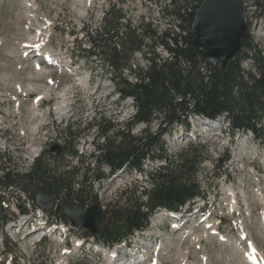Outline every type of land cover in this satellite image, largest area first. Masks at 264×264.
I'll list each match as a JSON object with an SVG mask.
<instances>
[{
    "label": "rangeland",
    "instance_id": "1",
    "mask_svg": "<svg viewBox=\"0 0 264 264\" xmlns=\"http://www.w3.org/2000/svg\"><path fill=\"white\" fill-rule=\"evenodd\" d=\"M243 1L246 4L247 33L264 51L263 21H259L256 10V2L263 0ZM168 2L0 0V154H3L0 164L11 165L8 169L14 168L13 173L19 178L30 169L32 158L27 153L41 154L44 151L41 160L53 171L52 174L70 170L68 177L74 180V190L83 188L84 203L81 207L96 200L110 213L123 203L124 200L118 198L123 190H126L127 197L140 198L139 191L143 186L146 189L148 183L144 177L139 178L127 169L110 175L107 168L101 165L100 172L104 176L101 182L91 171L83 187L80 184L77 170L81 169L82 172L87 165L90 168L97 165L89 156L94 142L88 148L84 146L83 153H80L84 141L86 145L96 135L95 124L104 118L117 130L125 125L132 114L129 101L126 98L118 99L114 92L111 77L115 71L102 50L92 53L93 45L86 32L95 38L94 44L103 49L112 44L113 40L106 35H110L113 29L122 33L137 27L141 21L152 22L159 29L170 25L173 27L176 22L164 10ZM112 7L121 10V19L119 25L108 28V34L105 17L112 18L115 14ZM106 12L108 14L103 16ZM34 36L38 37V42H42L41 50L30 52L25 47L29 45L25 41ZM43 51L59 58L57 67L42 64ZM143 51L148 52V48ZM155 52L162 59L168 58L160 47ZM126 58L122 57L117 64H123ZM128 60L133 70L147 65L146 58L138 52ZM34 63L39 65L40 70L35 68ZM242 64L245 68L250 66L248 61ZM124 75L126 79L134 80L131 72L125 70ZM82 81L85 82L81 84ZM16 85L23 88L25 95L16 90ZM27 89H31L29 91L32 93L29 94ZM62 93L68 97L67 104L65 109L55 112ZM38 96H43L39 108L46 115H33L30 112ZM129 129L138 136L142 128L133 125ZM22 130L25 136L21 134ZM163 141L173 154L191 142L205 147L196 181L206 199H197L195 207L207 204L209 209L205 221H201L202 214L194 221L183 222L181 219L182 227L176 230L170 225L172 220L166 216L158 223L159 228H154L155 216L162 212L155 211L148 227L130 237L132 248L139 240L138 246L146 257L143 264L149 263L156 253L159 264H250L246 240L239 237L242 231L248 234L247 238L264 260V143L241 133L231 136L222 125L221 130H211L200 119L192 120L191 130L187 134L183 128L176 127L163 136ZM53 145L72 149L80 158L68 152L60 157H52L49 148ZM143 169L150 172L155 165L146 163ZM225 188L236 195L238 208L234 212L228 210L229 195ZM213 199L215 204L210 208ZM205 222L208 223L206 228ZM239 223L242 227H238ZM189 229L190 233L187 232ZM11 232L8 231L10 237L2 238L0 264H24V261L29 264H56L57 261L104 264L105 256L96 252L98 248H116L121 253L126 252L123 244L112 248L102 244H99L101 247L94 246L95 242L91 241L88 231L84 229L74 230L71 239H66L64 243L58 241L54 234L52 240L34 246L28 244L30 237L22 238L23 235ZM74 236H77V241L83 242L76 252L71 246ZM88 242L90 244L87 245Z\"/></svg>",
    "mask_w": 264,
    "mask_h": 264
},
{
    "label": "trees",
    "instance_id": "2",
    "mask_svg": "<svg viewBox=\"0 0 264 264\" xmlns=\"http://www.w3.org/2000/svg\"><path fill=\"white\" fill-rule=\"evenodd\" d=\"M200 3L201 0H169L164 10L176 22L173 27L159 29L152 22L141 21L137 27L122 33L113 29L110 35L105 34L113 40L108 49L98 48L94 44L95 38L86 32L93 45L92 53L102 50L115 71L111 81L118 99L131 98L135 112L117 130L104 118L95 124L96 153L90 157L97 165L96 168L87 165L82 172L77 170L80 184L83 187L91 171L101 182L104 179L101 165L113 175L123 168L142 172L146 158L165 162L146 173L149 188L143 189L145 199L127 197L126 190L119 194L118 198L124 201L117 210L103 215L93 236L97 242L113 246L135 231L147 228L154 211L160 208L178 211L196 197H203L196 175L205 147L191 142L186 148L171 154L162 139L176 126L182 127L185 132L190 130L189 116L207 120L223 117L231 136L251 131L255 141L264 143V51L246 33L233 60L225 67L212 65L209 73L203 75L199 68L207 63L197 55L190 35ZM256 10L264 21V0L256 2ZM113 11L112 18L105 17L108 34V28L119 25L121 19V10L112 7ZM159 47L170 54L169 58L159 57L155 52ZM144 48H148V52L143 51ZM135 52L146 58L145 68H131L128 59ZM122 57L127 58L118 65ZM243 61H248L249 68L243 66ZM125 70L133 74L134 80L126 79ZM133 125L142 127L140 135L130 132L129 128ZM99 139H102L100 143ZM67 151L80 157L72 149ZM44 154L35 159L29 171L19 178L26 185L50 192L55 197L62 196L64 202L76 201L82 205L83 188L74 190V180L68 177L70 170L52 174L53 171L41 160ZM5 177L12 180V173L7 172Z\"/></svg>",
    "mask_w": 264,
    "mask_h": 264
},
{
    "label": "water",
    "instance_id": "3",
    "mask_svg": "<svg viewBox=\"0 0 264 264\" xmlns=\"http://www.w3.org/2000/svg\"><path fill=\"white\" fill-rule=\"evenodd\" d=\"M243 11V0L201 1L195 11L190 31L192 45L200 58L208 64H220L222 67L235 58L248 28ZM49 151L52 156H59L64 154L66 149L53 145ZM33 195L34 202L39 207L50 209L55 205L67 216L72 226L87 229L91 234L96 233L103 214H106V210H101L96 200L81 208L58 202L49 192L43 190L34 189Z\"/></svg>",
    "mask_w": 264,
    "mask_h": 264
},
{
    "label": "bare ground",
    "instance_id": "4",
    "mask_svg": "<svg viewBox=\"0 0 264 264\" xmlns=\"http://www.w3.org/2000/svg\"><path fill=\"white\" fill-rule=\"evenodd\" d=\"M27 17L28 18H30L28 15H27ZM37 38L38 37H36V36H34V37H32L31 38V40H29V41H25L26 43H28L29 45H28V48L30 49V52H32V51H40L41 50V45H42V42H38V40H37ZM32 42H35V43H32ZM22 44V43H21ZM49 54H46L45 53V51L43 52V56L45 57V56H49L50 58H51V60H53L54 62H58V57H56L54 54H52L51 52H48ZM46 65V64H45ZM34 66H35V68L36 69H39L40 70V67H39V65L37 64V63H34ZM85 81H82V82H80L81 84H83ZM16 90L21 94V95H25V91H22L23 90V88L21 87V86H19V85H16ZM28 91V93L30 92L29 90H31V89H27ZM64 90H66V89H64ZM63 90V91H64ZM32 92H30L29 94H31ZM44 95V94H43ZM42 98H43V96H38V97H36L35 99H34V101H33V104H32V109H31V113H33V115H41V116H43V115H46V113H43V112H41V110H40V105H41V100H42ZM67 98L68 97H65V94L64 93H62L61 94V96H60V100L58 101V104L56 105V107H55V112H57V111H60V110H63V109H65V105L67 104ZM60 109V110H59ZM66 111V110H65ZM35 149V148H34ZM32 160V159H31ZM8 169V168H7ZM8 170H10V169H8ZM229 186H232V185H229ZM228 187V186H227ZM234 190V189H233ZM224 191L226 192V194H228L229 195V208H228V210H229V212H234V211H236L237 210V208H238V206H237V203H236V195H235V193L231 190V189H227L226 190V188L224 189ZM36 213L38 214V215H41L40 214V211H36ZM164 216H166L167 217V219H170V220H172V222H171V227H173V228H175V230L176 229H179V228H181L182 227V221H180L179 219H176L175 218V216L173 217L172 216V214H168L167 212L165 213V212H159V213H157L156 214V216H155V223H154V228H159L158 226V223L161 221V220H164L165 219V217ZM158 220V221H157ZM183 222H188L187 220H185V221H183ZM242 224L241 223H239L238 224V227H242L241 226ZM206 227H208V223L207 222H205V226H204V228H206ZM192 229V228H191ZM191 229H189V231H187L188 233H190V230ZM213 229V228H212ZM10 230L12 231L13 230V228L11 227L10 228ZM215 232V231H214ZM146 233H148V234H150L149 233V231H147ZM201 236V235H200ZM247 236H248V234L245 232V231H242L241 232V234H240V239L241 238H247ZM26 237L28 238V237H30L31 239L29 240V245H31L32 244V241L35 239L34 237H33V235H32V233L31 234H29V235H26ZM25 237V238H26ZM248 239V238H247ZM31 241V242H30ZM251 242V240H249V243ZM252 243V242H251ZM78 245V243H76L75 244V247ZM253 245V244H252ZM254 246V245H253ZM252 246V247H253ZM254 248V250H255V255H256V262L258 263V264H264V261L261 259V258H259L258 256H257V254H256V249H255V247H253ZM116 251V250H115ZM114 251V249L113 250H110L109 252H105L104 253V256H105V261H104V264H115L114 263V259H112V253H114L115 252ZM248 254L250 255V257H251V264H256V262H255V259H254V257L252 256V254L248 251ZM183 258V257H182ZM110 259H112V260H110ZM151 261L149 262V263H147V264H159V259H158V253H156L154 256H152L151 258ZM57 264H60V262H58ZM116 264H124V262H122V263H116Z\"/></svg>",
    "mask_w": 264,
    "mask_h": 264
},
{
    "label": "built area",
    "instance_id": "5",
    "mask_svg": "<svg viewBox=\"0 0 264 264\" xmlns=\"http://www.w3.org/2000/svg\"><path fill=\"white\" fill-rule=\"evenodd\" d=\"M201 71L203 73L207 72L205 67H202ZM2 191L4 193V206L8 209L9 212L14 211L19 204H23L26 207L31 208V201H29L25 193H23L18 187L9 185L3 188Z\"/></svg>",
    "mask_w": 264,
    "mask_h": 264
}]
</instances>
